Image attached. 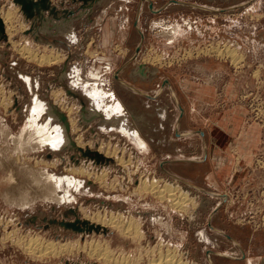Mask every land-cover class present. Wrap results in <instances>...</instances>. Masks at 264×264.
<instances>
[{"label": "rangeland", "instance_id": "1", "mask_svg": "<svg viewBox=\"0 0 264 264\" xmlns=\"http://www.w3.org/2000/svg\"><path fill=\"white\" fill-rule=\"evenodd\" d=\"M81 5L63 0L61 7L73 14L55 29L49 22L39 27L36 6L33 18H27L19 4L0 0V19L7 7L14 10L9 24L13 33L6 34L2 22L6 40L0 39V264H107L81 250L36 258L14 242L16 236L80 245L104 241L116 255H128L130 264H151L157 251L166 249L187 264H246L233 260V240L212 231L209 222L234 236L255 263L264 247V0H95L88 9ZM176 27V33L168 31ZM69 28L75 33L72 42L63 35ZM225 47L235 51L236 61L217 52ZM44 55L49 61L38 63L36 58ZM201 59L220 61L233 77V111L240 125L233 129L232 147L217 145L221 131L212 111L205 118L204 112L191 110L181 90L182 76L192 72L188 64ZM139 65L147 68L145 77ZM75 69L83 85L108 93V105L121 104L143 146L110 123L101 128L103 113L91 114L81 88L70 86ZM23 76L29 77L30 87ZM34 95L57 113L56 122H67L70 145L57 151L31 145L34 138L26 136V122ZM252 126L258 128V144L245 165L240 135ZM76 148L99 150L110 161L96 162ZM220 151L233 164L226 168L218 162ZM78 165L91 175L69 170ZM51 172L82 180L84 188L76 193L66 188L75 198L64 204L44 198L34 180ZM103 172L107 175L101 183L97 177ZM143 180H158L159 187L176 185L191 201L181 211L170 199L139 193L136 188ZM25 193L28 205L11 200ZM93 212L136 220L142 237L136 241L109 227L105 233L77 232L59 223L87 220ZM251 234L254 241L249 243Z\"/></svg>", "mask_w": 264, "mask_h": 264}, {"label": "bare ground", "instance_id": "2", "mask_svg": "<svg viewBox=\"0 0 264 264\" xmlns=\"http://www.w3.org/2000/svg\"><path fill=\"white\" fill-rule=\"evenodd\" d=\"M1 17H2L1 18L2 22L4 24H6V26H5L6 27V29H5L6 34L8 33V35L9 34L11 35L13 33V31H12L9 24L11 21H13L12 19L14 18L13 8L7 7L6 9H4ZM168 31H170V33H176L178 31V27L173 29V31L170 28V30H168ZM63 35L65 36V38L67 40H69L71 42L73 40H75V33L72 31V28H69L66 31H64ZM162 35L164 36V34H162ZM168 35H166V36H168ZM169 37H171V36H169ZM19 47H21V46H19ZM21 51H20V53H21ZM25 51H26L25 54L27 56L35 58L36 54H33L31 51H27V49ZM217 52L222 53L223 55L230 57L232 60H235L236 56H237L234 53L235 51L233 52V49H230L228 47H225L223 49H219V50H217ZM34 53H36V52H34ZM25 54H24V56H25ZM47 55L49 57L50 54H47ZM48 57L46 55H44V56H41L39 58L37 57L36 60L38 61V63H42L43 61L47 62V61H49ZM153 57H154V55H153ZM51 59L55 60L56 57H53ZM156 61H157V59H156ZM237 61L239 62V60H237ZM152 62H154V61H152ZM236 64H237V62H236ZM146 70H147V68L144 66L143 71H142V76H144V77L146 76V72H147ZM70 76H71L70 79L72 82L70 84L71 88H73V89L79 88V87L81 88L82 93H84V97L87 99L88 105L90 107L89 111H91V114L98 115L99 112L103 113V116H102L103 120H102V124H101V128L103 130L111 124L110 126H115L117 129H119V131H122L124 134H126L127 137H129L133 141H135V143H137L140 146H143V140L140 138L141 136L139 135L140 133L138 132V130L136 128L131 127L129 125L128 119H127V113L123 112V110H122L123 107L121 106V104L118 101L116 103H113V101H112V104L108 105L105 101L108 93L104 92L102 89H99L96 86H93V85L90 86L87 83H85V85H83L82 82H80L78 69L73 70L72 73L70 74ZM23 80L26 82L28 87L31 86L29 77L23 76ZM73 89H71V90H73ZM35 95L33 97V103H32V106L29 110V113L27 115V122H26L27 128H28L27 130L28 131L30 130L29 134H27L26 136L30 137L31 140H32V138H34V142H32L31 145L36 144L38 147L45 145L52 151H57L59 149L64 148V146H66L68 144L70 145L71 141L67 135L66 125L58 123L59 122L58 119H57L58 122H56L57 121L56 117H58V116H56L57 113L55 114L54 113L55 111L50 106H47L48 103L46 104L45 101L39 99L38 96H35ZM68 109H69V107H68ZM44 114H45V118H44L45 120L44 121L42 120L43 122H40L39 118L41 117V115H44ZM71 122L72 121H69L70 125H71ZM108 123H110V124H108ZM21 138H23V134L20 135L19 140ZM27 139H29V138H27ZM29 142L26 141V143H29ZM19 144L22 145V143H19ZM98 152H99V150H98ZM108 153L109 152H107V154ZM113 153L115 154V152H113ZM118 161L121 162V160H119V159H118ZM69 170L72 173H78L80 175H87V176L91 175L85 168H82L81 166L79 167V165L75 169H69ZM106 175L104 172H103V174H100L97 177L98 181H100L101 183H104L103 179L105 178ZM31 176H33L32 173H31ZM95 178H96V176H95ZM41 179L42 180L41 181L39 180V182L37 180H34L35 186L40 187L39 190H41V193H42L41 196L44 198L53 200L56 203H60V204L63 202L66 203L69 200L73 201L72 199L75 198L74 197L75 195H72L69 192V190H67L66 188L72 187L75 190V193L81 191V189L84 188V184H83L82 180L76 179L75 177L69 176V175H56L55 173L51 172V173H47L44 176H42ZM12 180H13V178H12ZM10 182H12V181H10ZM157 182H158V180L157 181L156 180H149V181L143 180L142 182L139 183V185H137L136 189L139 193H145V194L151 193V194L157 195L159 198L164 197L166 200L170 199L169 201L172 203L173 207H176L177 209H181V211L186 208V206L191 201V198H188V196L185 192H182L181 189L178 188V186L172 185L170 183H166V184L164 183V185L162 187H159ZM63 187H65V189ZM73 189H72V191L74 192ZM227 196H229V195H227ZM11 200L13 202H15V201H17L18 203L20 202L21 205L24 206L29 201V198H28V195L25 193L19 199L12 196ZM86 219L89 223L99 225L101 227L112 228V229L116 230L118 233H120L121 235L126 236V237H131L132 239H134L136 241L139 240L140 237H142L141 236L142 233H141V230L139 228L138 222L134 219H125L119 213H109V214L103 213V214H100L98 212L97 213L93 212L92 215L86 216ZM9 234H11V233L8 232V235ZM13 235H14V232H13ZM7 237L10 238L9 236H7ZM7 237H4V238H7ZM23 237H26V236H23ZM27 237L28 238L25 239V238H22L20 236H16L17 239L14 238V240L16 239V241H14V242L18 243L17 245L21 244L24 247V249L27 250L26 253L28 252L33 257H36V258L37 257L38 258L39 257H45V256H54L55 257V256H59V255H64V254H70V253H73V251L81 250V251H84L89 257H94L97 260H100V261L107 263V264H130L133 261V260L131 261V258L128 255L122 254V252L119 253V255H116L113 252V250L109 247V245L104 241L101 242L99 240H91L90 239V241L89 240L85 241L83 244L80 245L79 242H77V241L76 242H70V241L59 242V241L45 240L44 238L39 237V236H31V237L27 236ZM12 238L13 237H11V239H10L11 242H12ZM22 239H25V240H22ZM21 245H19V246H21ZM149 264H150V262H149ZM151 264H187V263L185 261H183L181 259V257H179V255H177V253L174 250L166 249L165 252L158 250L157 251V258L152 259Z\"/></svg>", "mask_w": 264, "mask_h": 264}, {"label": "crops", "instance_id": "3", "mask_svg": "<svg viewBox=\"0 0 264 264\" xmlns=\"http://www.w3.org/2000/svg\"><path fill=\"white\" fill-rule=\"evenodd\" d=\"M61 1L63 2V0H60L57 3H54L51 0V5H54L59 10H62L63 8L61 7L62 6ZM188 67L189 69L192 70V72L190 76L189 75L182 76L181 90L183 91V94L187 98L188 103L191 105L189 108H191V110L194 111L197 108L198 113L201 114V112H204V115L210 109L212 111L213 119L215 121L214 124L216 127L220 128L219 131H221L216 135V137H218L217 145L219 147L220 146L232 147L233 136L236 135L235 133H233V129L236 130L240 125L239 124L240 120H238L236 116L237 112L235 110L233 111V77L227 76L228 74L227 70L225 71V68L222 65V63L214 59L196 60L189 63ZM224 76L225 79L227 80H225V82L223 83ZM172 98L178 104L174 94H172ZM178 108H179V112L182 110L181 115L182 114L184 115L185 109H183L179 104H178ZM206 116L207 114L204 117L206 118ZM172 126L173 129L177 131L179 123L175 122L173 123ZM243 130H245V128ZM198 133L201 137L204 138V132L199 131ZM175 136H179V134L176 132ZM240 136H242V139L245 141V145H246V149L243 150L245 151V153L241 155L242 158H244L242 159V161L244 160L243 163L245 165H248L258 144V137H257L259 136L258 128L256 126L249 127L246 133H244L243 135L241 133ZM238 150L240 154L243 152L239 148ZM220 154L221 155H219L218 162L220 161L224 162L225 163L224 166L226 168L228 164L229 165L233 164L232 163L233 160H231L230 162L227 154H224V152L222 151H220ZM203 158L205 159V156ZM231 166L233 167V165ZM241 167H245V166L241 165ZM232 174L233 171L231 172V175ZM208 226L211 229H213L212 231L216 232L221 237H224L227 240L229 239L233 240V246L236 247L235 250L239 252L237 255L234 252L235 250H233V260H244L246 264H264V247L258 259L254 263L249 258H246L247 254L241 248L240 243L237 241V239L234 236H232L231 234L229 235L220 229L212 228L210 222L208 223ZM252 241H254V234H251V236L248 239L249 243H251Z\"/></svg>", "mask_w": 264, "mask_h": 264}, {"label": "water", "instance_id": "4", "mask_svg": "<svg viewBox=\"0 0 264 264\" xmlns=\"http://www.w3.org/2000/svg\"><path fill=\"white\" fill-rule=\"evenodd\" d=\"M72 1L73 2L80 1L82 3L81 8L88 9L92 6V4L95 0H72ZM13 2H15L21 6L22 12L26 15L27 18H33V15L35 14V11L33 10V6H36V8H35L36 9V15H37V20H38L40 28L43 26L42 22L43 23L49 22L56 29L57 26H61L62 23L68 21L73 14L72 10H69V9L59 10L56 6L51 5V0H38V3H35L32 0H13ZM44 25H46V24H44ZM141 37H142V35H141ZM0 39L6 40V35L4 33V26H3L1 19H0ZM143 68H144V65L138 66V72L141 75H142ZM60 118L63 121H65V119L62 115L60 116ZM71 146L72 147L74 146L73 142H72ZM76 149L79 152H81L82 155L87 156L91 159H95L96 162H100V161L108 162V161H110L108 158L103 157V155H101L97 151H92V150H88V149L84 151L81 148H76ZM59 223L64 228L72 229V230L77 231V232H83L84 231L86 233H91V232L99 233L101 231L102 233H105V231H106L104 227H101L99 225L90 224L87 220H80L78 218H76L73 222L61 221Z\"/></svg>", "mask_w": 264, "mask_h": 264}, {"label": "flooded vegetation", "instance_id": "5", "mask_svg": "<svg viewBox=\"0 0 264 264\" xmlns=\"http://www.w3.org/2000/svg\"><path fill=\"white\" fill-rule=\"evenodd\" d=\"M66 125H67V122H66Z\"/></svg>", "mask_w": 264, "mask_h": 264}]
</instances>
